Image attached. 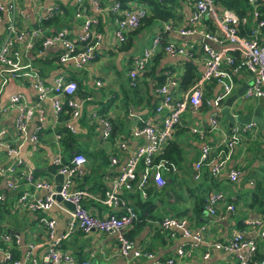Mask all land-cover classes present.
Wrapping results in <instances>:
<instances>
[{"label":"crops","instance_id":"1","mask_svg":"<svg viewBox=\"0 0 264 264\" xmlns=\"http://www.w3.org/2000/svg\"><path fill=\"white\" fill-rule=\"evenodd\" d=\"M17 2L23 10V14L17 16L15 20L17 30H28L37 24L41 25L45 32H50L64 23L74 26L72 12L69 13L68 18L65 19L66 21L64 20L62 23L43 24L46 20L51 19L39 17L42 15L43 7L48 5L51 2L50 0H36L34 4L29 0H17ZM59 2L61 4L67 3L72 7L67 1ZM179 3L181 4L180 12H175L176 17L161 21L155 18L143 22L142 25L139 24L138 30L127 33V35H130L127 43H116L112 40L110 31L113 19L109 14H101L98 28L102 33V38L98 45V52L81 69L72 68L70 62L59 63L57 56L53 58L56 51L54 47L37 52L38 43L36 41L38 40H34L32 47H27L26 44L29 40L26 35L14 42L11 58L17 66L15 69L16 75L7 74L5 72L7 66L0 63V104H4L9 95L16 91L22 92L27 98L32 96L34 90L28 83L27 77L21 72L28 64L38 70L46 83H51L55 75L61 71H65L77 83L74 97L77 100L84 98V101L81 105L79 117L72 120L74 131H69L73 134L71 141L67 140L68 143L65 142L64 144L70 148L71 153L78 149L84 150V152L81 151L86 156V162L83 166L84 176L82 175L83 177L77 184L84 182L81 188L87 191L88 196L83 197L82 202L90 213L97 216L106 215L112 208L96 198H100L101 192L110 185L113 175L124 162L127 151L132 149L136 143L142 141V138H132L129 133L130 129L134 125L140 124L145 117L150 115L153 111L152 107L157 102L152 79L149 75L143 74L146 66L149 65L147 60L144 70L139 74V80L136 84L137 92L133 94V97L126 96L130 99L126 111L119 106L120 100L125 99L124 91L129 90L127 71L132 66L134 58L151 40V37L160 32L162 25L169 21L172 28L164 30V41L171 40L176 43H184L192 49L193 56L188 58L180 54L172 55L163 51L156 67L162 68L163 73L170 72L177 81L184 69V61L187 59L194 63L197 73L202 70V53L197 43L199 36L197 34L181 35L175 31V28L186 25V19L191 9L188 0H179ZM244 14L249 15V11ZM8 21V14L6 12L2 13L0 40L5 34ZM212 46L218 47L215 43H212ZM159 50L160 47L156 51ZM108 55L109 58H107ZM2 78H5L4 82H2ZM95 79L101 80V84L95 85ZM249 80V73L244 69H240L234 75V87L231 93L235 92L242 83L246 84ZM183 90L185 89L177 88L175 93L178 94ZM219 90L220 86L216 83L205 82L203 96L205 99H211ZM86 96H89V98H86ZM106 103V111L100 112L99 108ZM221 105H223V102ZM43 106L44 117L41 120L33 117L27 127L26 134L29 135L36 125L39 126L38 137L35 142L29 141L27 137H14L16 134L12 129V122L15 117L13 108H9L0 119V129L3 128L7 131V138L19 143L21 157L33 169L52 166L50 159L55 151L54 134H59L57 126L61 125L63 127L62 122L68 115L66 114V117L60 119L63 112L59 115L58 120H54L50 100L46 99ZM237 106H240V108H236ZM256 106L259 107L260 116L261 109L264 111V101L252 98L246 103L237 97L230 107V111L246 115ZM210 110L207 105L202 104L196 108L188 105L181 111L179 120L170 137L173 141L172 162L177 166V172L173 176L170 175L174 179L166 184L159 194L156 193L154 196L150 192L143 197L138 192L141 201L149 198L152 200L153 208L150 212H140L141 218L136 216L135 220L122 229V233L132 240L134 247L151 252L152 257L132 256L131 254L121 255L119 253V242L115 235L96 229L86 233L72 229L65 234L68 219L66 212L54 205L42 211L22 209L15 205V191L7 189L2 180H0V191L4 196L1 200L6 202V210L3 209L4 220L0 223L1 229L10 234H17L21 244L27 241L34 242L33 252L40 258L47 247L44 220L49 217L53 218L54 231L56 235L60 236L62 249L78 260L88 259L95 262V264H237L235 254L212 249L208 244L212 241L225 240L236 230H243L245 236L254 237L256 241L254 255L256 259L263 261V263L258 264H264V237L256 233V227L245 222L247 219L258 217L262 219V228H264V212L260 211L258 207L248 206L251 196L250 190L255 181L262 179L261 182L264 183V132L258 135V126L255 128L254 124L242 133V137L240 136L238 143L234 146L225 165L217 175L209 176L206 173L207 163H203L199 170L200 176L193 179V166L199 155L201 139L196 133L191 132L190 128L203 126L206 128ZM162 114H154L157 122L161 119ZM101 115L116 116L122 121L121 124L117 125V128H119L111 137L101 134L102 127L98 121ZM262 120L264 126V119ZM183 121L187 123L185 124ZM229 128L227 119H225L224 125L218 120L217 129L204 132L203 140L210 144L212 148L208 157L210 161L222 155L219 150L221 145L218 144V141L221 133L228 132ZM185 130L187 131L186 134ZM58 138L61 153L66 158L69 155L64 151L65 145L62 143L61 134ZM118 140L126 141L128 146L126 151L117 149L116 142ZM247 149H250L248 150L249 153ZM110 154L117 155L118 161L116 164L109 163L108 156ZM34 155H36L38 163L31 161ZM104 155L107 157L105 163H103L102 158ZM0 159L1 161L6 160L1 147ZM100 163L102 166H99ZM231 167L238 170V174L233 180L228 177V170ZM44 171L47 173L48 179L55 185L54 174L47 170ZM34 172L37 174L38 171L34 170ZM214 189L220 190L224 194V201L218 204L216 213L210 215L204 208V200L208 192ZM157 190L155 188V191ZM126 192L124 191L122 195L126 203L130 205L129 202L133 199L129 200L125 195ZM41 193H43L42 190ZM258 195L264 200V189H259ZM197 202L199 204L195 210ZM228 202L233 204V210L231 211L224 208V204ZM166 214L183 217L188 227L191 228H197L204 224L203 240L193 245L192 241L185 238L179 231H175L170 235L167 230L161 229L158 221ZM21 244L14 245L17 250L15 258L20 260L23 259L24 251V246ZM181 245L187 253L178 255L176 250ZM207 250L209 251L208 256L203 257V253ZM1 257L2 250L0 249V259ZM169 257L173 258L172 263L166 262ZM21 264L27 263L23 262Z\"/></svg>","mask_w":264,"mask_h":264},{"label":"built area","instance_id":"2","mask_svg":"<svg viewBox=\"0 0 264 264\" xmlns=\"http://www.w3.org/2000/svg\"><path fill=\"white\" fill-rule=\"evenodd\" d=\"M33 4L36 0H29ZM43 7L40 18H51L61 13V3L67 1L72 5V16L74 26L63 24L50 32H45L41 25L37 24L28 30H17L15 27L16 17L23 14L22 8L17 0H0V23L2 13L8 14V24L3 38L0 40V63L5 64L7 74H15L17 68L11 56L15 40L27 36L29 42L27 47H32L34 40H38L37 52L45 48L54 47L58 50L57 61L59 63L70 62L72 68L81 69L88 61L95 57L98 50L102 33L98 28L101 14H109L112 21L111 37L116 43L124 42L128 31L135 29L140 19L148 14L147 5L143 0H50ZM251 5L249 15H238L229 8L216 9L213 0H192L190 13L186 19V25L175 28L181 35L197 34L198 45L202 53V70L193 81L182 92L176 94L178 82L168 71L164 73V81L153 87L157 102L150 115L145 117L140 124L130 129L132 138H142V141L129 149L124 162L113 175L110 185L104 189L98 201L112 208V211L104 216L90 213L84 206L82 199L88 196L87 191L76 186L83 175V166L86 156L81 151H74L66 158L63 157L59 146V134H54L55 151L51 156L50 163L56 172L61 173L62 178L59 189L48 178L36 175L34 169L23 160L19 151V143L6 137L7 131L0 129V147L4 152L6 160L0 159V180L10 191H15V205L30 211H42L50 206H57L67 213V234L72 229L81 232H89L92 229L114 234L119 242V253L121 255L152 257L149 251L134 247L131 239L126 237L122 229L130 224L137 216L133 208L126 203L122 193L133 187L136 179V188L141 196H145V187L148 180H152L157 186L165 183L166 173H174L177 166L170 160L161 156L167 140L171 137L173 128L179 120L182 110L188 105L192 107L201 106L204 102L211 110L207 117V127H191L201 139L199 155L194 162L193 179L200 176L199 170L203 163H207V172L211 176L217 175L225 165L234 146L238 143L242 133L254 125L253 122L230 125L228 132L221 133L218 144L222 155L210 161L209 154L212 150L210 144L203 140L206 130L218 128V116L225 97L231 93L234 87V75L240 70H246L250 80L245 84L241 93L243 98H258L264 101V18H258V5L264 4V0H247ZM211 18L215 25L214 30H208L203 20ZM40 18H38L40 20ZM248 25V30L240 33V25ZM169 21L162 25L161 30L171 29ZM217 44V48L212 46ZM162 48L165 53L172 55H183L192 57V49L184 43H176L171 40L162 42L160 33L151 37V40L142 48L141 52L134 58L132 66L128 69V84L136 85L139 74L144 70L149 57L158 49ZM33 88L34 93L27 98L22 92H13L4 104H0V119L9 108L15 110L12 129L15 138L27 137L29 141L35 142L38 137L39 126H35L29 135L26 134L33 117L41 120L45 111L43 102L48 99L54 120H58L61 113L67 112L63 120V126L68 131H74L72 120L79 117L81 105L84 98L77 100L74 93L77 83L70 78L65 71L58 72L51 83H46L38 70L30 64L22 71ZM5 78H2V82ZM213 81L220 86V90L211 98L203 96L205 82ZM95 85H100L101 80L95 79ZM89 98V96H86ZM66 107V110H65ZM162 114L157 122L154 114ZM101 134L108 136L111 130V122L107 116H99ZM118 150L128 149L125 140L116 142ZM110 164H116L117 155L108 156ZM138 171V173H136ZM238 174L237 168L228 170V177L235 179ZM41 190L43 193H41ZM60 200L55 199V195ZM0 191V200L3 198ZM65 199L72 203V208L62 203ZM224 201V194L217 189L211 190L205 197L204 208L210 215L216 213L219 203ZM226 210H233L231 202L225 203ZM248 225L257 228V234L264 237L262 219L253 218L245 221ZM47 235L46 250L38 258L33 248L35 243L27 241L21 244L17 234H10L0 229V241L8 245L10 242L24 246L23 259L12 256L8 248H0L2 257L0 264H95L92 260L76 259L72 254L61 247L60 236L55 234L54 219L44 220ZM158 224L161 229L167 230L170 235L179 231L185 238L192 241L193 245L203 240L205 225L197 228L188 227L186 220L181 216L166 214L162 216ZM212 249L233 253L236 255L237 264H258L262 260L252 259L256 248V241L252 236H245L243 230H236L225 240L212 241L208 244ZM178 255L187 253L183 246L176 250ZM209 251L203 253L208 256ZM173 258L166 259L172 263Z\"/></svg>","mask_w":264,"mask_h":264},{"label":"trees","instance_id":"3","mask_svg":"<svg viewBox=\"0 0 264 264\" xmlns=\"http://www.w3.org/2000/svg\"><path fill=\"white\" fill-rule=\"evenodd\" d=\"M64 2H66V1H64ZM143 2L147 5L148 14L140 19V22H139L140 25H142L143 22L150 21L151 19H155V18H156V20H160V21L167 19V18H174V17H176L175 12H180L179 8L181 7V4L179 3V0H143ZM213 2H214V6L216 9L220 10L222 8H229L238 15H243L247 11L250 12V9H251V5L247 2V0H213ZM188 3L191 4L192 0H188ZM60 6L62 9L61 13L54 15L53 17H51V19L46 20L43 24H46V23L56 24L58 22L62 23V21H64L65 19L68 18L67 16L69 15L70 12H72V9H71L72 7L70 5H68L67 3L66 4L62 3ZM257 7H258L257 8L258 9V16L257 17L258 18H264V4H260ZM203 24L206 26V28L208 30H214L215 29V25L213 24V21L210 17L206 18L203 21ZM140 25H138L135 29H133V31L138 30ZM248 28H249L248 25H245V24L240 25V33L244 34L248 30ZM131 31H128L127 33L131 32ZM159 33L162 34L161 35V36H163L162 42H164L165 31L161 30V28H160ZM129 38H130V35L128 34L126 41L123 43H127V41H129ZM36 43H38V41H36ZM57 52H58V50L56 49V51L54 52L53 58H56L57 55H55V53H57ZM162 52H163V50H162V48H160L159 51H156L154 54H152L149 57V59H148L149 65L146 66V70L143 73L144 75H149L151 77L152 82H153V87L161 84L165 78L164 73L161 71L162 68L156 67L157 66L156 63L159 61ZM184 62H185L184 63V69H183L182 73L180 74V77L178 78V81H177L178 82V87H177L178 89H186L190 84L193 83V81L196 79V77L199 74L196 71L194 63L190 59H187ZM212 83H213V81H211V84ZM76 89H77V87H76ZM128 89L129 90H125L123 93L125 95L124 96L125 99L123 98L122 100H120V103H119V106L123 107L124 111H126L127 107L129 106V102H130V99H128L127 97H128V95L133 97V94H135L137 92V85H134V86L129 85ZM203 104H204V102H203ZM106 107H107V103L104 104V106H101V108H99V111L102 113L105 112ZM152 109H153V107H152ZM65 110H66V107H65ZM66 114H67V112L65 111L62 114V116L60 117V119L62 117H66ZM108 118L111 122V130H110V134L108 137H111L112 135H114L116 130L119 128V127L117 128V125L121 124L122 121L119 120L118 118H116V116H109ZM57 129H58L57 132L59 134H61L62 143H63V145H65L64 151H65V153L70 155V153H71L69 151L70 148L68 146H66V144H64V143L67 142V140L71 141L73 134L70 133L64 126L62 127L61 125L57 126ZM258 130H259L258 135H260L261 132H260L259 127H258ZM172 146H173V141H171V139L169 138L167 140V142L164 146L163 152L161 154V156L163 158H166L167 160H170V161H172V157H173L172 156ZM75 151H83L84 152V150H80V149L75 150ZM263 151H264V149H263ZM102 158H103V163H105L107 161V157L104 155V156H102ZM173 161H175V160L173 159ZM99 166H102V164L100 163ZM176 172L164 174L165 183L161 186H157L152 180L149 179L147 184H146V187L144 188L145 193L151 192V193H153V196L156 195V193L159 194L160 191L164 188V186L166 184L173 181L174 177H170V175L173 176V174H175ZM136 173H138V171ZM206 173L209 175L207 170H206ZM209 176H211V175H209ZM211 177H213V176H211ZM136 179L133 181V187L131 189L127 190L125 195L128 197L129 200L133 199L132 200L133 202L131 201V202H129V204L131 205L133 210L136 212L137 217L141 218L142 216L140 215V212H150L153 208V204H152V200L150 198L146 199L144 201L140 200L141 198L138 196L139 191L136 188ZM261 180L262 179L255 181V184L252 186V188L250 190L251 196H250V201L248 203V206L258 207V209L260 211L264 212V200H262V198L258 195L259 189H264V183H262ZM83 184H84V182H80L79 184H77V186L83 187ZM155 188L158 190L155 191ZM103 191L101 192V195L103 194ZM198 202L195 205V210L197 209V206L199 204ZM5 206H6V202L0 200V223H2L4 220L3 209L6 210ZM111 211L112 210H110V212ZM1 227L2 226L0 224V229H1ZM14 245L15 244L13 242H10L8 245H6L5 243L0 241V247L1 248H5V247L8 248L11 251L12 256L16 257L17 256V250L14 248ZM252 259H256V256L254 255V253L252 255ZM256 260H258V259H256Z\"/></svg>","mask_w":264,"mask_h":264},{"label":"water","instance_id":"4","mask_svg":"<svg viewBox=\"0 0 264 264\" xmlns=\"http://www.w3.org/2000/svg\"><path fill=\"white\" fill-rule=\"evenodd\" d=\"M245 83H242L235 92L229 94L225 97L223 101V105L220 108V113L224 116L225 119L228 120L229 126L233 123H249L253 122L255 125H257L260 128V132H264V126H263V120L259 116V107L256 106L252 111L248 112L246 115H240L238 113H233L230 111V107L232 106L233 102L237 99L238 96H241V93L244 89ZM236 108H240V106H237ZM35 171H44L47 170L54 174V181H55V188L56 190L59 189V184L62 178L61 173L55 172L53 166L48 167H41V168H34ZM56 200H60V196L56 194L55 196ZM62 203H64L67 207L72 208V203L62 199Z\"/></svg>","mask_w":264,"mask_h":264},{"label":"rangeland","instance_id":"5","mask_svg":"<svg viewBox=\"0 0 264 264\" xmlns=\"http://www.w3.org/2000/svg\"><path fill=\"white\" fill-rule=\"evenodd\" d=\"M127 37V36H126ZM125 41H126V39H125ZM121 45V44H120ZM107 58H109V55L107 56ZM238 98H240V99H242L244 102H246V103H248V101L250 100V99H252V98H250V99H247V98H243L242 96H238ZM260 116H261V118L262 119H264V111H263V109H261V113H260ZM218 120H220L221 122H222V124L224 125L225 124V118H224V116L222 115V114H219V116H218ZM183 123H187V122H185V121H183ZM254 127L255 128H257V125H254ZM186 130H185V134H186ZM247 133H249V132H247ZM242 135V134H241ZM244 136V135H243ZM242 137V136H241ZM248 150H250V149H247V151ZM248 153H249V151H248ZM247 153V154H248ZM31 161L32 162H34V163H38L39 161H37V159H36V155H34L33 156V158L31 159ZM36 175H38V176H40V177H44V178H49L48 176H46L47 175V173L45 172V171H38L37 172V174Z\"/></svg>","mask_w":264,"mask_h":264}]
</instances>
